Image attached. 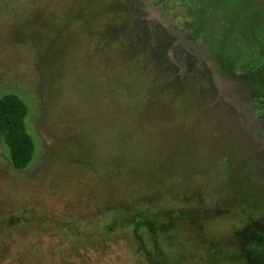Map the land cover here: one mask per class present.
<instances>
[{"label": "rangeland", "instance_id": "1", "mask_svg": "<svg viewBox=\"0 0 264 264\" xmlns=\"http://www.w3.org/2000/svg\"><path fill=\"white\" fill-rule=\"evenodd\" d=\"M236 1L0 0V96L27 103L36 145L18 170L0 137V264H149L134 235L98 237L122 205L159 220L157 207L211 204L223 244L244 222L246 247L264 218V95L204 50L257 43L264 0Z\"/></svg>", "mask_w": 264, "mask_h": 264}, {"label": "flooded vegetation", "instance_id": "2", "mask_svg": "<svg viewBox=\"0 0 264 264\" xmlns=\"http://www.w3.org/2000/svg\"><path fill=\"white\" fill-rule=\"evenodd\" d=\"M215 1L219 2L218 0ZM237 1H239V3ZM237 1L235 5L239 7L240 5H242L244 0ZM252 2L250 3L252 4ZM262 4L264 5V2L259 4L257 3V8L259 11L256 14L259 23L263 18L262 11L264 9V6ZM230 23L234 24L233 22ZM262 23H264V21ZM224 27L229 28L228 26L223 25L222 28L224 29ZM224 30V33L226 35V29ZM226 36H224L223 39L220 38V40L216 41L215 44L207 42L208 45L204 48V50H206V54L211 59H216L215 61L217 63L218 60L221 59V65L224 61L230 58L226 55V45L229 42ZM256 42L257 43L250 45V48L247 49L246 53H238L234 57H231V59L235 57L238 58L237 70L235 71L232 69L233 72L231 73L233 74V76L240 78L245 82H250L251 84H253L256 88V92H260L264 95V49H262V47L260 46V43H262V39L260 37L256 38ZM252 53L256 55L252 56ZM216 62L207 63L211 65ZM218 66H220V63ZM256 76H261V78L255 79ZM261 160L264 161V153H262V156H260L258 162ZM232 161H235L236 167L240 169H238V172L228 171L230 172V179L234 180L233 184H235V182L237 181H235L236 176H238V181H240V188L238 190H243V187L241 188V185L243 184L242 181H244L242 173L245 172V161L240 162L239 165H237L236 160ZM252 162L253 160H251L250 162L251 165L254 164ZM242 165L244 167H242ZM242 169L244 171L241 172ZM250 169L252 171V167H250ZM255 176L259 178L262 175L261 173L257 172ZM248 192L252 193V190ZM238 194L239 195H237V197L233 196V199L236 203H238L239 206L241 204L242 207L244 206V209L248 208L254 214L261 213H256V211L253 210L251 206L245 204V201H242L243 198L241 197L243 196V193L238 192ZM262 194L263 193H261V195ZM252 197L254 200L258 199V203L262 201L261 196L257 197L255 195ZM175 205L176 207L173 208V211L166 210V208L160 210L159 212H157V210L155 211L156 213H158L159 225L165 231V237H167L169 244L168 247H171L173 250H171V257L166 252L165 248L161 246L158 250L159 254L157 255V260L152 264H204L205 256L209 257L211 264H231L230 262H233L232 264H251L252 261H254V264H264V218L262 219V222L257 221L254 225L252 240L246 243V247L243 245V242L245 241V237L247 235V226L244 224V222L242 223V225L239 224L241 227L238 228L237 234L233 238H231L232 242H230L229 245L225 246L223 244L224 242L221 239H223L224 237V231L229 230V227L223 225L222 230L217 227V224L215 222L216 214L213 212L216 208L208 203H204V205L195 203L193 204L194 206H185V204L181 205L185 207H178L177 204ZM149 208L150 207H148V210ZM226 213H228L227 209H221L220 214L223 215L225 220H231L230 222H228L227 220L226 221L232 225V221L234 220L232 218H228V214L226 215ZM149 215L150 218L157 219V215H155L154 213H149ZM149 221L151 223L150 219ZM165 258H167L168 261H165ZM147 263H149V261Z\"/></svg>", "mask_w": 264, "mask_h": 264}, {"label": "trees", "instance_id": "3", "mask_svg": "<svg viewBox=\"0 0 264 264\" xmlns=\"http://www.w3.org/2000/svg\"><path fill=\"white\" fill-rule=\"evenodd\" d=\"M218 1L221 2L222 0ZM228 1L229 0L225 2L224 0L225 3H227ZM216 9H218L217 6ZM262 20L260 21V23L262 22ZM228 29L232 28L229 27ZM205 35L206 38H211V36L207 33H205ZM262 37H264V31L260 38L262 39ZM227 47L228 46L226 45V48ZM251 55L254 56L256 54L252 53ZM218 63H220V66L224 71H227L229 74H231L233 70H237L238 58L235 57L231 59L230 57L228 58V60L224 61L222 65L221 59H219ZM28 112L29 106L18 94L8 92L0 96V137L8 147L12 165L18 170L26 169L35 156V141L28 131L26 124V117L28 115ZM128 191L129 190L123 191L119 196L120 198L113 197L111 192L112 197L110 200L114 201L121 198L128 199L126 195ZM181 205L183 204L181 203ZM175 207L176 205H174L172 208L171 206H168L166 207V210L173 211V208ZM145 208L139 205L134 209H131L126 205H122V207L115 206L113 207L112 211H109L111 212L112 217L110 218L108 215V221H105L103 224H101V227L96 229V231L99 230V238H105L104 236L106 234L114 231V233L117 234L116 236H119L121 238H124L123 232L125 233V235H134L135 240L138 242L139 250L142 253L143 258H145L147 262L149 261V263L152 264L157 260V255L159 254L158 250L161 246L165 248L166 252L170 256L171 250L173 249L171 247V249L168 247V240L167 237H165L166 234L164 229L159 225V220L150 218V215L146 213L148 211V208L146 211ZM162 209L165 208L157 207V212ZM149 219L151 220V223ZM165 261H168V259L165 258Z\"/></svg>", "mask_w": 264, "mask_h": 264}, {"label": "clouds", "instance_id": "4", "mask_svg": "<svg viewBox=\"0 0 264 264\" xmlns=\"http://www.w3.org/2000/svg\"><path fill=\"white\" fill-rule=\"evenodd\" d=\"M224 1V0H223ZM231 1V0H230ZM227 4V3H224V5ZM218 7V5H216ZM241 6V5H240ZM233 7H237L236 5H234ZM219 8V7H218ZM232 22V21H231Z\"/></svg>", "mask_w": 264, "mask_h": 264}]
</instances>
